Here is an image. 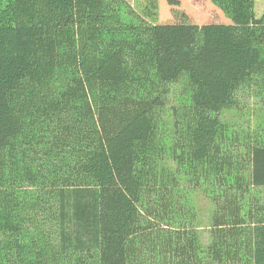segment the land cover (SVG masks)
Here are the masks:
<instances>
[{
    "label": "trees",
    "instance_id": "1",
    "mask_svg": "<svg viewBox=\"0 0 264 264\" xmlns=\"http://www.w3.org/2000/svg\"><path fill=\"white\" fill-rule=\"evenodd\" d=\"M212 1L231 23L0 0V264H264V134L222 118L246 90L264 104V13ZM192 189L215 205L207 245Z\"/></svg>",
    "mask_w": 264,
    "mask_h": 264
},
{
    "label": "rangeland",
    "instance_id": "2",
    "mask_svg": "<svg viewBox=\"0 0 264 264\" xmlns=\"http://www.w3.org/2000/svg\"><path fill=\"white\" fill-rule=\"evenodd\" d=\"M128 4L140 15L146 14L147 8H152V0H126ZM255 10L258 16L264 13V0H255ZM156 0V18L146 16V20L157 24L192 23L199 26L218 23L228 24L232 20L217 6L212 0ZM190 87L187 79L172 85V93L169 95V103L165 115L171 121L172 106L190 101ZM222 118L233 123V129L239 136L250 134L251 140L257 132V127L264 134V104L256 98L251 90H246L241 98V108L226 109L222 113ZM249 141V139H248ZM188 196L194 212L197 213L196 224L201 239L205 245L210 240L211 217L215 205L201 190H189ZM251 197H256L259 202H264V186L254 187ZM261 200V201H260Z\"/></svg>",
    "mask_w": 264,
    "mask_h": 264
}]
</instances>
